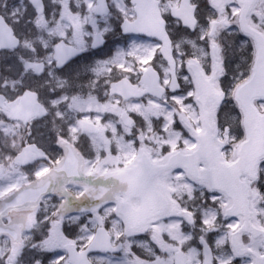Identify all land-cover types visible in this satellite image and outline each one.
I'll use <instances>...</instances> for the list:
<instances>
[{
	"label": "snow or ice",
	"instance_id": "1",
	"mask_svg": "<svg viewBox=\"0 0 264 264\" xmlns=\"http://www.w3.org/2000/svg\"><path fill=\"white\" fill-rule=\"evenodd\" d=\"M0 264H264V0H0Z\"/></svg>",
	"mask_w": 264,
	"mask_h": 264
}]
</instances>
